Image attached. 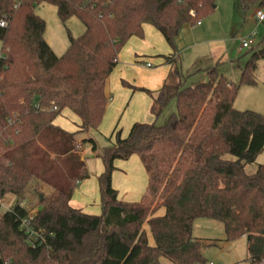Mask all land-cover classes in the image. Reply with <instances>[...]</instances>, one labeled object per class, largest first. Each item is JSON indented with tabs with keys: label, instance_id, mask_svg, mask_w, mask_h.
Returning <instances> with one entry per match:
<instances>
[{
	"label": "trees",
	"instance_id": "1",
	"mask_svg": "<svg viewBox=\"0 0 264 264\" xmlns=\"http://www.w3.org/2000/svg\"><path fill=\"white\" fill-rule=\"evenodd\" d=\"M43 2L56 5L63 21L77 16L86 26L61 56L35 12ZM239 3L262 7L264 0ZM213 10L214 0H0L6 22L0 25V200L23 196L32 180L36 189L44 183L56 192L53 199L39 192L31 224L44 231L46 243L35 248L20 228L29 208L16 203L2 211L0 204V264H164L163 258L202 264L193 225L203 217L222 222L228 241L246 235L248 264H264V164L248 169L264 150V114L234 106L240 87L257 83L264 47L251 52L238 83L212 66L206 80L186 85L178 61L168 57L172 71L162 87L140 88L152 97L156 120L135 122L126 137L117 131L98 153L105 167L98 178L101 214L69 204L89 174L80 146L90 141L96 151V144L77 142V132L54 125L56 117L67 108L80 118V131L97 129L108 103L106 81L126 42L143 38L144 24H151L175 50L181 28ZM174 99L175 111L157 123ZM13 113L21 122L9 126ZM133 154L145 166L148 187L140 201L126 202L112 174L116 159ZM160 207L166 210L158 216Z\"/></svg>",
	"mask_w": 264,
	"mask_h": 264
},
{
	"label": "rangeland",
	"instance_id": "2",
	"mask_svg": "<svg viewBox=\"0 0 264 264\" xmlns=\"http://www.w3.org/2000/svg\"><path fill=\"white\" fill-rule=\"evenodd\" d=\"M258 9L264 12V5L262 7L243 8L239 0H214L212 12L194 25H184L197 27V35L198 26L199 28L202 27L199 40L206 41L200 42L198 46L191 48L192 50L188 49L183 52L179 49L180 57L177 61L186 85H195L202 79L206 80L207 69L209 68L206 66L214 62L212 59L217 60L213 66H217L218 71L228 80L235 83L239 82L242 68L249 59L251 52L264 47V21L257 19L256 11ZM35 12L46 21L45 39L58 56L63 55L68 49L71 36L79 37L86 30L85 24L77 16H72L63 21L59 17L57 6L54 4L46 2L36 4ZM252 33H255V37L251 47L242 48V42L248 40ZM1 46L2 42L0 41V53L2 54ZM212 47L218 50L215 58H212L209 53ZM198 52L205 55L194 60L192 54L198 55ZM219 57L222 58L221 62L218 63ZM144 59L145 62H149L148 58ZM150 62L154 64L153 61ZM255 78L257 80L255 85L240 87L234 106L240 110H253L264 114V59L258 63ZM175 109L176 100L174 99L157 119V123L164 124ZM62 118L60 120L65 123L68 121L72 126H75V122L78 121L70 110L63 112ZM96 138L100 146L99 152L102 151L103 146L111 143L108 138H102L98 134H96ZM83 147V154L88 155L92 152L89 143H85ZM259 164H264V150L258 155L256 161L248 166V169L254 170ZM36 186V180H32L23 196L7 194L0 200L1 210L6 211L13 208L17 202L23 200L29 209L37 211L39 192H44L49 197L50 190L44 186H39L36 189ZM193 236L202 246V252L206 259L202 264H248L247 236H242L233 241L226 240L225 227L222 222L211 218H198L194 221ZM163 263L169 264V259L163 258Z\"/></svg>",
	"mask_w": 264,
	"mask_h": 264
},
{
	"label": "crops",
	"instance_id": "3",
	"mask_svg": "<svg viewBox=\"0 0 264 264\" xmlns=\"http://www.w3.org/2000/svg\"><path fill=\"white\" fill-rule=\"evenodd\" d=\"M196 31L197 27L184 26L176 38L177 51L175 52L158 29L151 24H144V37L133 36L126 42L118 54L116 66L106 81L105 92L108 103L100 126L87 132L80 131L81 121L74 112L78 119L75 126L70 125L68 121L65 123L60 119H63V112L70 110L67 108L56 117L53 122L54 125L68 132H77L75 135L77 142L92 139L96 144V151L93 150V143L90 141L84 142L80 146L79 158L86 163L89 174L86 179L77 182L69 202L73 208L88 214H101L102 202L98 178L104 172L105 167L102 159L98 156L100 146L96 134L102 138H108V141L112 143L117 131L121 132L122 137H126L135 122H153L156 120L151 113L152 97L140 88L157 91L162 87L172 71V64L168 61V57L171 56V60H178L180 57L179 49L185 52L203 41L199 40L202 27L199 28L198 26V35ZM217 52L218 50L213 49V47L209 51L212 58L216 57ZM203 55L205 54L198 52V55L192 54V57L194 56L193 59L195 60ZM144 58H148L149 62H145ZM221 58H218V63L221 62ZM150 61H153L154 64ZM212 61L214 62L207 65L206 68L217 62L215 59ZM203 80L205 79L199 82ZM85 143H89L92 150L88 155L83 154ZM114 165L112 186L118 191V198L126 202L140 201L148 187V173L140 157L133 154L128 159H116ZM39 186H44L50 190L49 199L55 197L56 192L48 185L39 183ZM165 210V207H160L156 215H164ZM144 228L149 244L154 245L155 240L150 226L146 223Z\"/></svg>",
	"mask_w": 264,
	"mask_h": 264
},
{
	"label": "built area",
	"instance_id": "4",
	"mask_svg": "<svg viewBox=\"0 0 264 264\" xmlns=\"http://www.w3.org/2000/svg\"><path fill=\"white\" fill-rule=\"evenodd\" d=\"M256 16H257L258 20L264 21V12L261 9H258L256 11ZM0 25L5 26L6 22L4 20L0 19ZM254 37H255V33H252L248 40H244L242 42L241 47L242 48L251 47V45L254 41ZM147 65L150 66V64H147ZM53 109L55 110V109H57V107L54 106ZM7 122H8L9 126H14L16 124H20L21 119L16 113H13L11 116H9L7 118ZM17 132H18V130H16V133ZM17 203H19V205H21L23 207H27L23 200H21ZM11 209H13V208H10L8 210H11ZM36 212L37 211H35V210L29 209L28 214L21 217V219H20V228H21V230H23L25 232V234L27 235L28 242L34 248L39 246V245L46 243V236H45L44 231L42 229H35L31 224Z\"/></svg>",
	"mask_w": 264,
	"mask_h": 264
},
{
	"label": "water",
	"instance_id": "5",
	"mask_svg": "<svg viewBox=\"0 0 264 264\" xmlns=\"http://www.w3.org/2000/svg\"><path fill=\"white\" fill-rule=\"evenodd\" d=\"M41 197H43V196H41Z\"/></svg>",
	"mask_w": 264,
	"mask_h": 264
}]
</instances>
